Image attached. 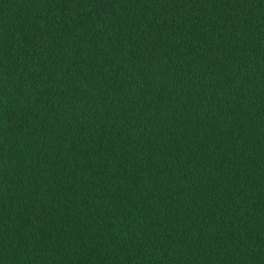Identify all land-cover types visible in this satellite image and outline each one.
I'll return each mask as SVG.
<instances>
[{"label":"trees","instance_id":"trees-1","mask_svg":"<svg viewBox=\"0 0 264 264\" xmlns=\"http://www.w3.org/2000/svg\"><path fill=\"white\" fill-rule=\"evenodd\" d=\"M0 264H264V0H0Z\"/></svg>","mask_w":264,"mask_h":264}]
</instances>
